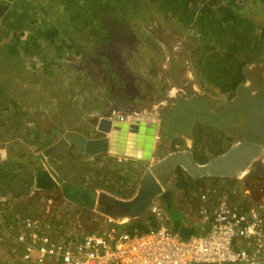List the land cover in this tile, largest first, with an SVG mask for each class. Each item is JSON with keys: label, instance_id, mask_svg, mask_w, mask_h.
Instances as JSON below:
<instances>
[{"label": "crops", "instance_id": "0c3cea01", "mask_svg": "<svg viewBox=\"0 0 264 264\" xmlns=\"http://www.w3.org/2000/svg\"><path fill=\"white\" fill-rule=\"evenodd\" d=\"M3 1L7 3L8 10L0 17V93L13 99L18 105L16 109L9 105L8 114L22 112L23 117L25 114L26 119L24 117L20 125L12 123L11 121L5 124L4 127L12 130L17 128L18 132H14L15 137L6 138L5 140L0 139V157H12L28 165L32 163L38 164L39 162L34 161L33 157L37 156L44 148L52 145L56 141L52 135L41 129L43 128L39 124L41 119L36 120L32 115L34 112L44 116L48 115V118L51 120V128L55 126L66 131H78L88 137L103 136L104 134L95 128L96 124L94 123L96 118H110L109 113L114 108L127 113L124 110L126 106H124L123 98H129L131 95L119 93V90H121L120 87L122 86H118L117 83H113L112 86L108 87L106 83H101L100 80L97 83V78L89 77V73L100 74L101 72L96 73L94 69L89 71L85 67L86 63H92L93 65L94 63L96 64V61L100 62L101 60L103 61L101 63L104 64L108 73L110 72V64L107 59L89 50V47L94 45L91 43L90 38L87 42L77 40V34H86V30L90 25H87L81 30L77 26L74 12H71L69 8L63 7L64 9H61L57 4L58 10H52L54 1L60 3L63 0ZM219 1L221 2V0ZM211 3H213L211 0H207L201 4L198 8L196 18H198V15L205 14V11L212 6ZM239 13L243 17L252 20L257 26L264 27L263 0H245L241 5ZM62 15L66 16V22L63 24L56 19ZM259 59V61L252 60V62H248L246 65L248 67L244 69L246 81L242 83L243 88H241L242 85H239V88L237 87V91L240 88L241 90L239 92L241 93L252 91L253 88H248V84L250 83V78H254L255 74L250 76V73L248 74L246 69L251 70L250 68L253 65L258 64L262 66L259 71V78L264 81V60L261 57ZM97 68L99 71V66ZM47 82L57 83V85L51 84V90L46 91L47 93H51L48 101L49 106L44 105L42 101L44 95H46L44 88ZM85 84H87V88ZM171 96L173 99L168 101V98H165L154 105L151 110L145 108L141 110L129 108L128 110L132 112L135 119L143 120L147 123L153 120L158 122V132L155 142V154L157 157L162 152L175 151L170 146L172 138L181 139V143L176 145V150H189L194 156L195 144L191 140L193 137L188 136L186 133L183 134V132L189 126L190 128L192 126L195 127V125L204 127L197 119L187 120L178 124H168L166 126L167 133L164 137L161 135L160 108L166 106L168 103L170 107L176 104L178 97L175 94L171 95L169 92L167 97L170 98ZM179 111H183V109ZM110 119L118 123L129 122V119L125 121ZM167 138L169 140L168 142ZM166 146L167 149L165 148ZM212 146L214 147L215 144ZM72 149H75V147L70 146L67 150L72 152ZM67 150L57 154H67ZM22 152H25V156H21ZM105 154L111 158L120 157L108 153ZM206 156H199V158L204 160L214 155L211 153V155ZM133 159L135 160V158ZM195 160L198 163L202 162L198 158ZM39 161L43 164L41 160ZM230 179L231 177L205 176L202 182L204 185L217 187L222 196H228L229 193L227 194L226 190L229 187L228 183L230 184V182L228 181ZM169 185L171 211L166 212L164 210L167 223L172 228L174 226H186L193 227L197 232H203L204 227L200 224L199 218L190 211L197 202V193L201 187L193 191L189 186H183L184 188H182L183 190L181 192L185 200L182 202L181 197L175 193V191H179L178 187H176V190H173ZM50 198V196L34 187L27 195L17 197L5 183L3 184V188L0 189V218L7 220L8 216L13 213L15 221L17 213L24 211L23 205L25 204L40 207L41 211H38V213L41 217L53 216L55 214L46 211L49 209L48 203L50 202ZM64 201L68 203L65 199ZM158 201L163 209L164 207L168 209L163 200L158 199ZM72 204L69 202V205ZM250 209H240V211L247 212ZM87 221H90V219L87 218ZM90 230L88 229L84 232Z\"/></svg>", "mask_w": 264, "mask_h": 264}, {"label": "rangeland", "instance_id": "374dc122", "mask_svg": "<svg viewBox=\"0 0 264 264\" xmlns=\"http://www.w3.org/2000/svg\"><path fill=\"white\" fill-rule=\"evenodd\" d=\"M147 1L148 0H138L135 10L133 7L128 9L132 10L133 15L131 19L127 20V23L115 25L110 22V35H114L112 38H106L103 42L97 39L93 41L92 36L87 32L86 34H77L78 41L87 42L90 38L91 43L94 45H91L89 50L107 59L110 64V72L108 73L104 64L101 63L103 62L101 60L100 62L96 61V64L94 63L93 65L92 63H86L85 67L88 68L89 71L94 69L96 73L101 72L100 74L89 73V77L92 76L95 77V79L97 78V83L99 82L98 80H100L101 83H106L108 87L112 86L113 83L122 86L120 87L121 90H119V93L131 95L129 98H123L124 106H126L124 109L141 110L145 108L151 110L154 105L163 99L168 98V101L173 99L172 96L170 98L167 97L170 92L171 95L175 94L178 98L184 97L194 101L201 100L203 107H207V111L211 113L210 116L213 114L217 116L216 114H218L220 110L232 106L236 99H240L241 92H239V90L243 88V84H241L242 87L238 91L235 90V94L237 95L228 99L225 93L212 86H207L200 78H196L193 75L187 62L191 49L190 47L195 39L192 29L189 30L176 21L166 20L162 13L156 7H152ZM62 2L63 1H60V3L54 1L52 10L55 9L57 11L58 5L61 9H64ZM136 10L139 12L136 13ZM56 19L61 24L66 22V16L63 15ZM263 54L264 45L255 54L246 53L245 57H247V59L249 58L250 62H252V60L259 61L261 60L259 59L260 57L264 60ZM180 62H183V68L178 66ZM98 66L99 71L97 68ZM247 67L248 66H246V68ZM261 67L262 66L256 64L250 68L251 70H246L248 74L250 73V76L257 74L256 76L258 78L260 77L259 71ZM261 81L264 82L263 80ZM249 82L248 88L251 87L253 88L252 90L254 91L255 89L254 92H256V89H258L257 85H251L253 79L250 78ZM51 84L53 83L47 82L44 88L46 95H44L42 101L43 104L47 106H49L48 101L51 93H47L46 91L51 90ZM53 85H57V83ZM85 85L87 88V84ZM90 87L92 88V86ZM32 115L36 120L41 119L39 124L43 127L41 128L42 130L47 129V125H51V120L48 118V115L44 116L35 112ZM97 119L98 117L96 120ZM2 120L5 124L11 121L6 117H3ZM197 120L204 126L203 132H197L195 135L199 138V141L196 143L198 145H195L193 151L195 157H198L200 161L203 160H201L199 156L211 155L213 150L210 148L208 149V145L211 146V148H215L217 146L216 144L219 142L226 144L223 137H221L222 134L231 137L232 140L230 144L241 140L242 136H245L237 130L232 131L219 128V124L216 121H208L203 117H199ZM192 127L190 128L189 126L183 134L186 133L188 136H193V130L195 131L196 127ZM6 129L7 128L4 127L2 131ZM191 140H193V138H191ZM168 141L167 138V142ZM211 144H215V146L213 147ZM165 148L167 149V146ZM72 150L74 154H77L75 153V149ZM154 157L158 158L156 154H154ZM53 159L51 161V158H49L47 161L59 175L60 173L64 176H69L71 174L77 175L78 178H80L83 173L86 178H93V172L90 171L88 173L84 168L92 165V168L96 169V165L101 163H98L94 158L90 161L87 157H82L80 160L73 161L68 158L66 153L58 155ZM114 159L117 163L113 168L116 169L118 173L112 175L110 179L102 180L101 178V182L102 184H106L107 187H114L115 189L121 184L120 190L118 193L109 192L105 189L102 190L120 198H129L135 193L142 174V168L146 167L148 163L139 159L134 160L133 158H120L119 160L117 157H114ZM92 161L94 164L90 163ZM128 162L131 166L129 167L133 169L132 171H134V173L130 172V169H128ZM258 162L259 163L254 164L250 170V173L254 175L253 178L251 177L252 179L247 178L245 180L244 178L246 174H248L245 173L241 178L230 179V181H228L230 184L228 183L229 187H227L226 193L229 194L225 196L227 200L236 204L240 209L253 208L264 218V163ZM38 164H41L40 161ZM125 179L126 183L125 181L121 183V181ZM255 180H258V182ZM183 182L177 180L176 176L173 175L169 183V186L173 190H176V187H178L179 191H175V193L181 197L182 202L185 199L181 191L183 190L182 188H184L183 186L186 185V183ZM84 185L88 186V184ZM96 189L101 190V188ZM50 201L51 203L48 204L50 212L55 214L53 215V219L56 220L61 230L70 229L76 233H81L88 229L92 230L105 225V217L103 215L95 211L86 210L74 204L69 205V202H65L62 196L57 200L50 198ZM26 210L27 212L38 213V211H41V208L31 204L30 206L25 205V211ZM143 216L144 215H142V217ZM87 218H89L90 221H87ZM5 237L4 235L2 236L4 239ZM10 238L7 237V241L5 240V242H7L6 245L14 243L11 236Z\"/></svg>", "mask_w": 264, "mask_h": 264}, {"label": "trees", "instance_id": "16d2710c", "mask_svg": "<svg viewBox=\"0 0 264 264\" xmlns=\"http://www.w3.org/2000/svg\"><path fill=\"white\" fill-rule=\"evenodd\" d=\"M206 1L207 0H148L147 3L151 4L152 7H156L166 20L176 21L181 26L189 30L192 29L195 39L194 42L192 41L193 43L190 47L191 49L187 59L189 68L196 78H200L207 86L214 87L225 93L228 99H231L234 97L237 87L246 81L244 69L249 59L245 57V54H252L264 45V27H259L252 20L243 17L239 13L242 3L236 0H224V2L223 0H221V2L219 0H211L213 2L211 3L212 6L205 11V14L198 15V18H196L199 6ZM137 2L138 0H63L62 4L65 8H69L71 12H74L77 26L81 30L87 25H90L87 28V33L92 36V40L96 41L97 39L103 42L106 38L114 37V35H110V22L115 25L127 23V20L131 19L133 15L132 10L128 9L133 7L135 10L137 8ZM7 10V3L0 0V17L3 16ZM138 12L139 11L136 10V13ZM178 66L183 68V62H180ZM261 92H259V95ZM201 103V100L194 101L181 97L177 98L174 106L170 107L168 103L166 106L161 107V135L164 137L167 133L166 126L168 124H178L187 120H195L199 117L206 118L208 121H215L212 117H216L215 114L210 116L211 113L207 111V107H203ZM9 105L14 109L18 107L13 99L0 93L1 140L15 137L14 132H18L17 128L13 130L7 128L2 131L5 126V123L2 122L3 117L8 118L12 123L17 125H20L23 122L22 119L25 117V114L23 117L22 112H12L8 114ZM180 109H183V111H179ZM197 112H202V114ZM235 113L236 112L233 111L227 112L224 117L234 118L236 117ZM221 120L222 119L219 118L218 121ZM195 127L197 130H193L192 137L194 144L198 145L196 143L199 141V138L195 135L197 132L202 133L203 127L200 125H195ZM221 137H223L226 144L219 142L216 144L217 146L215 148H211L209 145L207 146L208 149L210 148L213 150V155L222 153L231 145V137L225 136L224 134H222ZM180 143L181 139L172 138L170 146L173 150H176V145ZM66 152L68 158L73 161L80 160L82 157H87L90 161L94 158L98 163H101L96 165V169H93L92 165L84 168L88 173L90 171L93 172V178H86L84 173L80 178H78L77 175L71 174L69 176H64L59 172L60 176L67 179V181L72 184H88V187L91 188H101L115 193L119 192L121 184L115 189L114 187H107L106 184H102L101 182V178L102 180L110 179L112 175L118 173V171L113 168L117 163L114 158L107 156L105 153L91 156L88 154H74L70 150ZM24 155L25 153L22 152L21 156ZM58 155L59 154L51 156V161ZM33 160L39 162L36 156L33 157ZM207 160L208 158H205L200 163H204ZM90 163L94 164L93 161ZM129 166L128 162L127 167ZM130 167L128 169H130V172L134 173V171H132L133 169ZM174 175L177 180L184 181L183 183H186L193 191L199 189L198 187L202 189L206 186L202 182L204 177L194 179L180 167L176 168ZM231 179L235 178L231 177ZM124 181L126 183V179L122 180L121 183H124ZM5 183L17 197L27 195L33 187L44 192L54 200L60 199L62 196L58 184L42 164L32 163L28 165L7 156L0 157V189L3 188V184ZM25 205H23L24 211L17 213L15 221L13 213L8 216L7 220H2V218H0V264H21L17 254L18 247H16L14 243L6 245L7 242H5V240L7 241V237H12L19 229L17 222L22 216L37 214L35 212L25 211ZM246 209L247 208L244 210ZM164 210L166 212L171 211V206L168 209L164 207ZM143 215V217L140 216L128 220L123 227L129 231H132L134 228L144 231L149 227H154L155 223L151 220V216L147 213ZM173 229L178 230L183 236H188L191 233L197 232L193 227L186 226H174ZM3 235L6 236L5 239L2 238Z\"/></svg>", "mask_w": 264, "mask_h": 264}, {"label": "built area", "instance_id": "2783aa9c", "mask_svg": "<svg viewBox=\"0 0 264 264\" xmlns=\"http://www.w3.org/2000/svg\"><path fill=\"white\" fill-rule=\"evenodd\" d=\"M109 117L125 121L131 116L114 108ZM190 211L203 232L183 236L173 229L156 198L146 212L155 225L144 231L126 230L127 221L105 217L104 226L77 234L61 230L52 215L30 214L18 220L12 240L21 264H248L264 259V218L255 209L240 211L217 187L206 185Z\"/></svg>", "mask_w": 264, "mask_h": 264}, {"label": "water", "instance_id": "95a60500", "mask_svg": "<svg viewBox=\"0 0 264 264\" xmlns=\"http://www.w3.org/2000/svg\"><path fill=\"white\" fill-rule=\"evenodd\" d=\"M124 110L131 116L129 122H113L108 117H100L96 120V130L104 134L101 137H88L78 131H66L55 126L51 128L50 125H47V129H43L56 141L44 148L36 156V159L42 161L45 169L58 184L61 195L66 201L116 221H128L145 214L149 204L156 198L163 200L166 207L169 208L171 193L168 185L177 167L194 179L205 176L241 178L255 162L264 163V145L254 140L236 141L225 151L211 156L204 163H198L189 150L162 152L160 157L155 158L158 122L153 120L147 123L135 119L131 111ZM232 111H244L247 115L250 132L257 139H264L263 98L258 99L252 105L228 107L222 111L220 117ZM70 146L75 147L77 154L94 156L99 153H108L147 162V166L142 168L135 193L129 198H120L102 189L72 184L63 179L51 167L47 159L67 150ZM248 264H264V259Z\"/></svg>", "mask_w": 264, "mask_h": 264}, {"label": "flooded vegetation", "instance_id": "af4514ba", "mask_svg": "<svg viewBox=\"0 0 264 264\" xmlns=\"http://www.w3.org/2000/svg\"><path fill=\"white\" fill-rule=\"evenodd\" d=\"M257 75V74H256ZM255 75L253 79V82H252V86L254 85H257L258 89L256 90V92H254L253 90L252 91H245V92H242L240 93V99H236L234 101V103L232 104V106H237V105H244V104H248V105H252L254 103H256V101L260 98H263L264 99V96L261 95V94H264V82H262L260 80V78ZM260 95H259V92ZM258 93V94H256ZM234 96H236V94H234ZM229 107V106H228ZM226 107V108H228ZM226 108L220 110V112L217 114L216 117L219 116V118H221L222 120L221 121H218L219 118H216L214 116L213 117V120L215 121H218V124H219V128L221 129H227V130H237L239 133L241 134H244L245 136H242V139L241 140H254L256 142H261L262 145L264 144V139H257L255 135H253L250 130H249V127H248V119H247V115L244 111H233V112H236V117L234 118H225L224 114L223 116L220 117V114L222 113L223 110H225ZM202 114V113H201ZM201 118V117H200ZM258 164L259 162H255L254 164ZM254 164L252 165V167L254 166ZM251 167V169H252ZM250 169V170H251ZM250 170L247 172L248 174H246V177L244 178L245 180L248 178V179H252L253 178V174L250 173ZM252 177V178H251ZM256 182H258V180H255Z\"/></svg>", "mask_w": 264, "mask_h": 264}, {"label": "bare ground", "instance_id": "6f19581e", "mask_svg": "<svg viewBox=\"0 0 264 264\" xmlns=\"http://www.w3.org/2000/svg\"><path fill=\"white\" fill-rule=\"evenodd\" d=\"M142 117V116H141Z\"/></svg>", "mask_w": 264, "mask_h": 264}]
</instances>
